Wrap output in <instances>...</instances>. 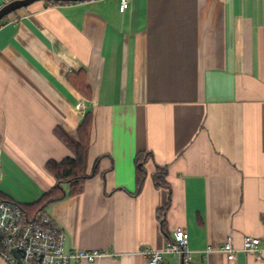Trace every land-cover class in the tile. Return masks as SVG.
Instances as JSON below:
<instances>
[{
	"label": "crops",
	"instance_id": "obj_1",
	"mask_svg": "<svg viewBox=\"0 0 264 264\" xmlns=\"http://www.w3.org/2000/svg\"><path fill=\"white\" fill-rule=\"evenodd\" d=\"M86 112L97 171L43 211L66 250L113 255L72 264H151L140 249L180 226L190 264H264V0H36L2 17L0 193L27 205L48 191L45 163L74 156L58 131L77 138Z\"/></svg>",
	"mask_w": 264,
	"mask_h": 264
},
{
	"label": "built area",
	"instance_id": "obj_2",
	"mask_svg": "<svg viewBox=\"0 0 264 264\" xmlns=\"http://www.w3.org/2000/svg\"><path fill=\"white\" fill-rule=\"evenodd\" d=\"M9 0H0V6ZM130 0H119V8L125 9ZM258 236H244L241 250L255 253ZM17 251L21 264H72L81 261H95L113 252L101 249H65V234L62 228L43 209L26 213L13 201L0 199V255L9 264H18L11 253ZM228 259H234L236 248L231 235H227L219 246ZM212 250L207 245L205 252ZM140 253L151 263L161 262L164 253L178 255L183 264H190L192 250L188 247V233L184 227H177L174 235L165 241L161 249L142 247Z\"/></svg>",
	"mask_w": 264,
	"mask_h": 264
},
{
	"label": "trees",
	"instance_id": "obj_3",
	"mask_svg": "<svg viewBox=\"0 0 264 264\" xmlns=\"http://www.w3.org/2000/svg\"><path fill=\"white\" fill-rule=\"evenodd\" d=\"M49 2H62L57 0H47ZM68 2V1H63ZM90 122H91V114L90 112H86L78 126V136L77 138H73L64 131H58V135L61 140L67 144L73 151L74 156H65L59 161H55L49 159L45 166L55 177V182L51 186L48 191L43 192L40 197L27 204L21 205L16 203L22 207V209L26 213H33L36 210L43 209V206L49 202L58 200L63 198L65 195L78 193L81 189V181L82 179L93 175L97 171V160L95 159L94 165L90 172L86 171L87 166V151L90 142ZM141 158V153L136 156V185L139 189L142 180L145 175L144 168L142 165H139V161ZM165 168L160 167V169L156 170L153 174V180L156 185H166L167 183L164 180ZM63 184H68L69 188L66 191L63 187ZM3 193H0V199H7L3 196ZM11 201V200H10ZM15 203V202H14ZM169 202H166L158 211V219L164 224V216L165 211L168 208ZM25 207H34L33 212H28Z\"/></svg>",
	"mask_w": 264,
	"mask_h": 264
},
{
	"label": "water",
	"instance_id": "obj_4",
	"mask_svg": "<svg viewBox=\"0 0 264 264\" xmlns=\"http://www.w3.org/2000/svg\"><path fill=\"white\" fill-rule=\"evenodd\" d=\"M36 0H9L0 6V19L8 13L34 2ZM57 1H82V0H57ZM11 253L16 258L18 264H21V257L16 250L11 249Z\"/></svg>",
	"mask_w": 264,
	"mask_h": 264
}]
</instances>
